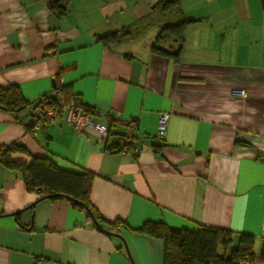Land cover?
Returning <instances> with one entry per match:
<instances>
[{"label": "crops", "instance_id": "0c3cea01", "mask_svg": "<svg viewBox=\"0 0 264 264\" xmlns=\"http://www.w3.org/2000/svg\"><path fill=\"white\" fill-rule=\"evenodd\" d=\"M179 5L198 22L187 28L175 61L152 54L155 27L148 37L149 31L117 46L97 41L132 21L120 0H67L62 18L41 0H0V87L17 86L32 104L20 121L0 110V147L16 143L26 150L12 154L13 161L48 155L63 169L92 173L91 204L105 221L126 224L113 231L119 237L103 233L68 200H39L19 173L0 166V264H164L163 241L138 233L147 222L228 230L227 255L240 235H250L258 257L264 0ZM141 15L136 9L131 19ZM56 85L64 87L65 104L78 96L97 122L109 125L112 116V134L134 123L139 154L105 150L106 137L75 132L61 114L29 132L35 104ZM161 115H168L162 138Z\"/></svg>", "mask_w": 264, "mask_h": 264}, {"label": "trees", "instance_id": "16d2710c", "mask_svg": "<svg viewBox=\"0 0 264 264\" xmlns=\"http://www.w3.org/2000/svg\"><path fill=\"white\" fill-rule=\"evenodd\" d=\"M41 1L44 2L49 13L56 18H62L67 14V0ZM196 22L198 20L186 17L180 8L179 0H162L151 7L149 13L113 33L98 37L97 41L106 47L117 46L138 39L155 27L158 31L150 46L152 54L177 61L185 32ZM63 90L64 87L56 85L53 92L60 93L63 98ZM55 100V97L49 95L44 96L39 102L45 101L48 105H54ZM31 106L32 104L23 98L17 86L0 87V110L11 115L16 121H20V117ZM82 107L86 114L90 116L94 114L83 103ZM31 115L27 124L29 132L33 131ZM113 120L108 125L105 150L121 152L120 142L124 128L120 135L112 134ZM17 153L27 154L26 150L16 143L8 147H0V166L19 173L26 189L37 194L39 200H68L74 209L84 211L89 220V214L93 215L99 225L93 227L101 232L106 226L111 232L118 226L126 227L125 222L120 220L105 221L91 204L90 193L94 179L92 173L84 169L76 171L63 169L52 156L48 155L34 157L28 164L11 160V155ZM138 233L163 241L164 264H251L256 261L264 263V242L257 257L254 252L255 239L250 235H240L238 246L227 255L233 236L228 230L208 227L186 230L170 227L165 223L147 222ZM220 250L222 254H219Z\"/></svg>", "mask_w": 264, "mask_h": 264}, {"label": "built area", "instance_id": "2783aa9c", "mask_svg": "<svg viewBox=\"0 0 264 264\" xmlns=\"http://www.w3.org/2000/svg\"><path fill=\"white\" fill-rule=\"evenodd\" d=\"M232 94L242 97L245 96V92L240 90H234ZM50 95L56 99L54 105H48L45 101H41L32 112L31 121L34 131L49 125L57 115L61 114L64 116L65 123L79 134L85 133L88 130H93L103 137L108 136V125H103L97 122L92 116L86 114L82 107V100L78 96H73L71 100L65 104L60 93L52 92ZM167 117L168 115H161L158 121V136L160 138L163 137ZM113 119L112 116L106 117L108 124ZM122 126L124 128V134L120 142L121 153L128 156L138 155L139 149L133 144L134 123L124 122Z\"/></svg>", "mask_w": 264, "mask_h": 264}, {"label": "rangeland", "instance_id": "374dc122", "mask_svg": "<svg viewBox=\"0 0 264 264\" xmlns=\"http://www.w3.org/2000/svg\"><path fill=\"white\" fill-rule=\"evenodd\" d=\"M122 3H124V17L128 18V20H132V21H128V25L133 23L135 20L131 19V14L133 11H135L136 9L140 10L142 12V15H145L147 13H149L151 7L153 6V4L157 1L154 0L151 2V4L149 2H147L146 0H120ZM140 17V16H139ZM138 17V18H139ZM130 22V23H129ZM155 28H152L151 30H149L148 34H146L145 36L148 37V35H150V31H153Z\"/></svg>", "mask_w": 264, "mask_h": 264}, {"label": "water", "instance_id": "95a60500", "mask_svg": "<svg viewBox=\"0 0 264 264\" xmlns=\"http://www.w3.org/2000/svg\"><path fill=\"white\" fill-rule=\"evenodd\" d=\"M161 1H162V0H157V1L154 3V5L159 4ZM154 5H153V6H154ZM153 6H152V8H153ZM89 215H90V219H91V221L93 222V224L96 225V226H99L98 223H97V221H96V219L93 217V215H91V214H89ZM102 231H103L104 233L108 234V235H114V236L119 237V235L114 234L113 232L106 231V230H103V229H102ZM125 249H126V251H127V247H126V246H125ZM127 253H128V251H127Z\"/></svg>", "mask_w": 264, "mask_h": 264}]
</instances>
